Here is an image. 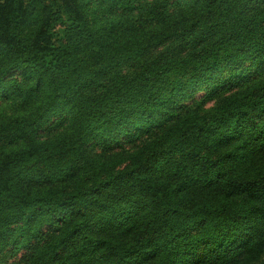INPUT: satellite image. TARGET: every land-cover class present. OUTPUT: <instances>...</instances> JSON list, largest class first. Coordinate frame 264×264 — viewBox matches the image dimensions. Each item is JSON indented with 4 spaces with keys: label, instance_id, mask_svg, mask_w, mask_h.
I'll use <instances>...</instances> for the list:
<instances>
[{
    "label": "trees",
    "instance_id": "16d2710c",
    "mask_svg": "<svg viewBox=\"0 0 264 264\" xmlns=\"http://www.w3.org/2000/svg\"><path fill=\"white\" fill-rule=\"evenodd\" d=\"M179 1L0 0V255L264 262V0Z\"/></svg>",
    "mask_w": 264,
    "mask_h": 264
},
{
    "label": "rangeland",
    "instance_id": "374dc122",
    "mask_svg": "<svg viewBox=\"0 0 264 264\" xmlns=\"http://www.w3.org/2000/svg\"><path fill=\"white\" fill-rule=\"evenodd\" d=\"M170 2L172 1H177V0H169ZM184 1L180 0L177 5H183ZM59 27H56V30H58ZM12 78H19L17 74H12ZM225 85V84H224ZM222 85V82L219 83L216 80H209L206 83L202 85V87L189 99H187L185 102L188 104H194L197 102H200L204 100L205 98H208L210 100H206L204 107H210L211 105L214 104V102L221 96L227 95L231 92L230 89H228L227 86ZM7 101L4 100V98L0 95V104L6 103ZM49 132L48 127H45L42 131L43 134H47ZM122 144L121 146L124 147L125 149H128L132 147L131 144L126 143L125 141L121 140ZM96 142H92L91 144H95ZM103 145L95 144L92 147V150L94 152L99 151L103 149ZM118 148V147H116ZM24 250H19L16 253H12L10 250L4 251L0 255V264H14L17 263L20 259V257L23 255Z\"/></svg>",
    "mask_w": 264,
    "mask_h": 264
},
{
    "label": "clouds",
    "instance_id": "9594fccd",
    "mask_svg": "<svg viewBox=\"0 0 264 264\" xmlns=\"http://www.w3.org/2000/svg\"><path fill=\"white\" fill-rule=\"evenodd\" d=\"M19 104L18 101H8L6 103L0 104V122H3L6 119L13 120H23L30 117L32 109L25 110H13ZM25 145L21 142L19 145L12 148L5 149L7 153H14L23 149Z\"/></svg>",
    "mask_w": 264,
    "mask_h": 264
},
{
    "label": "snow or ice",
    "instance_id": "6c2138e0",
    "mask_svg": "<svg viewBox=\"0 0 264 264\" xmlns=\"http://www.w3.org/2000/svg\"><path fill=\"white\" fill-rule=\"evenodd\" d=\"M253 259H256V257H255V258H253ZM262 264H264V262H262Z\"/></svg>",
    "mask_w": 264,
    "mask_h": 264
}]
</instances>
